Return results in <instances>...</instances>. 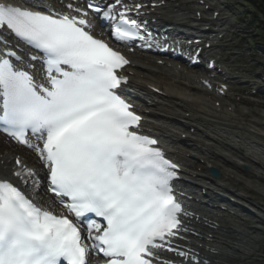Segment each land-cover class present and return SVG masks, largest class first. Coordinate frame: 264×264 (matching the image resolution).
<instances>
[{
  "label": "snow or ice",
  "instance_id": "obj_1",
  "mask_svg": "<svg viewBox=\"0 0 264 264\" xmlns=\"http://www.w3.org/2000/svg\"><path fill=\"white\" fill-rule=\"evenodd\" d=\"M58 3H0V125L35 151L47 190L85 224L86 235L67 215L0 180V264H89L90 252L102 254L104 264H175L160 250L187 259L173 246L188 214L173 193L178 166L136 130L141 117L117 94L127 82L118 70L129 61L93 35L89 13L110 22L112 38L128 44L152 39L128 15L142 5ZM11 35L41 55L5 38ZM15 164L13 175L38 190L37 172L20 158Z\"/></svg>",
  "mask_w": 264,
  "mask_h": 264
},
{
  "label": "bare ground",
  "instance_id": "obj_2",
  "mask_svg": "<svg viewBox=\"0 0 264 264\" xmlns=\"http://www.w3.org/2000/svg\"><path fill=\"white\" fill-rule=\"evenodd\" d=\"M155 1V0H153ZM160 1V0H158ZM58 3V2H55ZM133 63H135L134 67H131L130 70L133 72V75L130 76L131 77V82L133 84V86L141 91H144L146 96L150 99V102H154L155 106H151V105H147V108H149L151 110L150 115H147L146 119H147V124L148 126L153 130L154 133H156L157 135H159L158 140L160 141V144L163 145L168 153H170L175 159H177L178 161L182 162L186 168L184 170L185 176L188 177L190 180H195L198 183H202L200 180V178L203 179V174H201V172L205 173V165H210L212 164V160H210V158H207V155L209 153H211V149H209L206 152V156L203 157L202 152L199 150H196L194 148H192L191 146H188L185 144V142L183 143V141H181V134L177 135L178 138L175 135V130L176 129H180V127L185 126V122H192L195 123L197 125L196 127V131L200 132L199 128H202V131H207V132H211L213 134H220L221 139H218V142H221L225 140L229 141L230 143H232L233 145H238V146H254L250 143H248V145L238 139H232L230 138V131L226 130L225 128H220V127H214L212 126L210 123H204L205 119L199 118L197 116L193 117L192 119H185L183 122V120L180 121V119L185 118L184 115L180 116L178 113V111H176L173 108V104H166L163 101H160V99H158V97L156 96V94L154 95L149 89H147L145 87L146 84L150 83L155 85L156 83L158 85H166L168 87V89H166L168 92H173L176 93L177 96L180 97V101L181 102H185L184 106H186L187 108H189L190 110L193 108V106L196 105V103H198L199 105V109L203 110V106L205 105V100L207 101V97H205V93L200 94L197 96L198 101L189 103L187 101V99L185 97H191L190 93H185L188 90L186 89H177L176 85L172 83V81L168 82L166 80H164V76H161V74H157L159 72H157V70H153V68L146 66L145 64L141 63V61L138 58H135ZM167 66V65H166ZM167 70L170 71L171 74L177 72L178 73V65L177 63L173 64V67H168ZM144 74L145 78L144 79H140V75ZM150 75V77H149ZM198 77V76H197ZM196 81L191 82L192 87L197 88V84ZM205 91V89H204ZM204 97V99H203ZM155 99H158V102L156 103V101H154ZM184 99V100H183ZM146 103H148L147 101H144ZM211 102V101H210ZM208 103V102H207ZM212 104V102H211ZM212 106V105H211ZM206 107H208L206 105ZM188 111V110H187ZM182 112V111H181ZM207 116H211L207 113H205ZM179 116V117H178ZM174 124H178V127H175ZM194 125H191L190 127H192ZM190 127L187 130L188 132H190ZM183 131V133H185L186 131L181 129V132ZM190 136H196V141L198 142L197 144H201V138L199 137V135L197 134H190ZM210 138V134L209 137L207 139ZM186 141H189L186 139ZM193 141V140H192ZM207 141V140H206ZM196 151L197 154H199L200 158H206L205 159V163L202 164L200 163V160H193V156H191L190 158H187V156H183V153H189V152H193ZM244 152H247L245 150H243ZM208 153V154H207ZM192 155V154H191ZM9 157L5 158V164H7V160ZM256 158V156H255ZM258 159V158H257ZM241 161V159H239ZM248 160V159H247ZM239 162V161H238ZM237 164V163H236ZM14 165V161H12V164ZM10 166V165H8ZM202 166V171L200 173L196 172L197 168ZM3 173V175H6L5 173V169H0ZM207 183H204V185L202 187H206ZM188 187V186H187ZM199 188L198 185H194L193 186V190H197ZM201 189V188H200ZM210 189V188H209ZM222 192H227V191H222ZM37 202L42 205V206H48L50 207V205L54 204V200L52 199V197H47V198H42L41 200H37ZM200 208V207H197ZM199 210V209H198ZM200 212V210H199ZM204 220V219H203ZM224 224H228L229 227L227 229H230V233H225V231H223L225 229V226L220 227L221 230H214L209 228L208 226H204V225H198L196 224L200 229L202 230H207L208 233H213L214 237H216L214 239V241L210 244L211 246H214L215 249L220 251V254H214L210 257V259L212 260V264H226V263H230V264H235L236 262L239 261L238 257H240V255H243L245 259H247L249 256L247 253H240V249L248 247L250 249V251L254 248L257 247V240L254 239V236H252L253 234H255V230H252L251 232L248 230H244L242 233H240L239 235H236L233 230L231 229L232 224L231 223H225ZM224 227V228H223ZM239 228V227H237ZM220 240V242L218 241ZM223 245H227V247L230 249V251L223 249ZM236 246H240L238 248V251L234 252L233 251V247ZM245 246V247H242ZM235 256L237 257V259L233 262L230 261L231 260V256ZM244 259V260H245ZM242 261V260H241ZM233 262V263H231Z\"/></svg>",
  "mask_w": 264,
  "mask_h": 264
},
{
  "label": "rangeland",
  "instance_id": "obj_3",
  "mask_svg": "<svg viewBox=\"0 0 264 264\" xmlns=\"http://www.w3.org/2000/svg\"><path fill=\"white\" fill-rule=\"evenodd\" d=\"M183 1H189V0H180V3L182 4ZM233 2L235 4H238L237 3L238 1L237 0H231V3L235 7L234 8L235 14L238 16V14H237L238 13V6L235 5ZM188 6H189V4H188ZM247 21H248L247 18H245L244 16H241L240 13H239V20L236 21L237 23H235L236 27L229 29V34H228V36L225 37V43L224 44L230 45L229 51L233 52L232 54H230L228 56V60L229 61H231V60L233 61V60H236V59H240L242 62L236 63L238 65L237 69H239L240 72L247 73V74L248 73L252 74V73H254L257 70L256 65H252V64L253 63L258 64V63H257L256 60L255 61H251L250 58H248L247 61H246L247 53H251L252 52V45L250 43V38H251V42H252V36H251V31L252 30H251L250 26H248ZM143 59L145 60L144 61L145 64L148 61H151L153 65H156V60H151V59L145 58V57ZM180 66L181 65L179 64V67ZM148 67H150V65ZM158 67L160 69L159 72H163L164 73L163 66H158ZM183 67L185 68L184 65H183ZM260 67L264 68L263 66H260ZM199 69H197V70H199ZM153 70H156V69L153 68ZM166 72H168V71H166ZM157 74H160V73H157ZM180 74H181V77H182V78L178 79L180 84L181 85H187L186 84V82H187V76L186 75L189 74V69H187L186 73L180 71ZM149 77H150V75H149ZM173 80H174V78H173ZM242 91H243V94H244V92H246L249 95V91H244V90H242ZM240 92H241V90H240ZM240 92H237V93L242 95V93H240ZM259 93L260 92H258V94ZM193 95L196 96L197 93L194 92ZM212 98L217 99V98H215V96L212 97ZM241 99H242V101L244 100L242 97H241ZM210 101L212 102V104H211ZM242 101H240L241 103L238 104L239 105V109H240V113H242V114L238 113V115H233V116L230 115V121L229 122L225 121L224 123L229 124V126H227L226 129L230 130L234 136H239L240 135L241 137L245 138L246 140H251L250 137L251 136H255L256 134L253 135L252 133L248 132L250 129H254L255 131H258L259 129L262 130L264 128V95L261 96V97H255V98H253V100L245 101L244 103H242ZM252 101H254V102H252ZM207 102H208V104L210 106L208 109L211 110V111H214L212 113H215V114L219 115L220 117H223L224 115H226V109L224 108V106H222V110L223 111H221L220 113H216L215 112V110H214V109H216L215 105L213 103V100L209 99V96H207L206 103ZM189 103H192V102H189ZM181 113H183V110H182ZM212 120L213 121H217L214 118ZM4 141L5 140L3 138H0V148H1L0 150H2V151L7 150V151H10V152L14 151L13 153H25L27 155V151H25V150H15V145L12 144V143H9L12 146V149L10 147H8L6 149L5 146H3V142ZM213 144L215 146H217V144H218L221 148L229 149L230 150L229 152H227V151H225L223 149L222 150L223 154L229 155V156L232 157L233 160L237 161V156L240 153L237 150V148H234V147H231V146H228V145L222 146L220 143H215V142ZM218 155H221V151L218 153ZM221 160H222V157H219L218 160L215 159L216 164L219 165ZM234 163L235 162H233V165L230 168L234 167ZM246 164H248L250 170H246V171H242L241 170V173L232 170L231 180L235 179L237 181L233 185H235L240 190L241 187H243V183H244V185L246 183L251 184L252 185V189H253V193H252L253 203L255 205H258L260 203L259 206L261 204L264 205V181H261L260 179L257 180L252 175V171L258 169L259 168V164L258 163L253 164V163H249V162H247ZM219 166L221 168V169H219L220 172H221V170L224 171V170L228 169V167L226 168V166H224V167L221 166V165H219ZM263 210H264V208H263ZM258 214L264 218V213L263 212H260V213L258 212ZM255 226H257L261 230V232L258 233V237H259L260 243H261V248H260L259 251H257L256 255L253 257V260H252V262L250 264H259L261 261H264V224H262V225L261 224H257Z\"/></svg>",
  "mask_w": 264,
  "mask_h": 264
},
{
  "label": "trees",
  "instance_id": "obj_4",
  "mask_svg": "<svg viewBox=\"0 0 264 264\" xmlns=\"http://www.w3.org/2000/svg\"><path fill=\"white\" fill-rule=\"evenodd\" d=\"M249 4L256 9V13L260 14L262 20L257 19V24L259 23L264 27V0H248Z\"/></svg>",
  "mask_w": 264,
  "mask_h": 264
},
{
  "label": "water",
  "instance_id": "obj_5",
  "mask_svg": "<svg viewBox=\"0 0 264 264\" xmlns=\"http://www.w3.org/2000/svg\"><path fill=\"white\" fill-rule=\"evenodd\" d=\"M213 171H214V173H215L216 175H219L218 172H217L216 170H213Z\"/></svg>",
  "mask_w": 264,
  "mask_h": 264
}]
</instances>
